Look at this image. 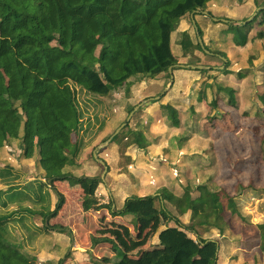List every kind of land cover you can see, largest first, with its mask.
<instances>
[{
    "label": "trees",
    "instance_id": "16d2710c",
    "mask_svg": "<svg viewBox=\"0 0 264 264\" xmlns=\"http://www.w3.org/2000/svg\"><path fill=\"white\" fill-rule=\"evenodd\" d=\"M215 1L0 0V158L12 157L17 150L18 163L13 165L33 163L43 173L32 176L7 165L0 167V264H35L37 243L46 233L43 221L53 212L52 187L66 175L61 154L74 146L79 160L87 148L114 135L111 111L91 95L99 74H104V91L124 98L142 84L141 76L148 85L160 70L166 88L168 69L176 66L165 53L170 26L184 15L191 24L189 15L194 12L202 35L196 18L213 23L209 10ZM260 6L264 2L256 3V8ZM246 21L237 17L226 25L232 30L217 47L205 45L209 55L198 44L205 63H199L195 53L185 55L187 61L181 65L210 70L178 69L197 76L183 102L163 103V97L152 102L164 114L157 121L145 109L132 116L125 128L135 131L137 158L131 167L127 166L131 158H126L122 170L132 207L159 199L162 212L198 243H211L214 231L224 239V232L231 230L239 236L235 240L247 246L246 253L234 252L239 264L247 257L261 264L264 62L255 68L250 64L264 58V9L243 25ZM189 41L186 32L177 37L178 44ZM212 60L223 68L214 69ZM241 133L249 138L244 155L233 145ZM253 141L255 148L250 145ZM107 150H99L98 159ZM219 151L230 169L227 173L221 170ZM152 156L161 160L152 161ZM113 206L112 201L97 205L96 219L86 206L87 226L73 228L80 249L92 248L91 237H106L123 253L118 264L178 262V250L152 242L160 220H141L128 209L120 214ZM116 254L107 243L97 245L88 264H111Z\"/></svg>",
    "mask_w": 264,
    "mask_h": 264
},
{
    "label": "crops",
    "instance_id": "0c3cea01",
    "mask_svg": "<svg viewBox=\"0 0 264 264\" xmlns=\"http://www.w3.org/2000/svg\"><path fill=\"white\" fill-rule=\"evenodd\" d=\"M262 2H264V0H216L215 4H213L209 10L214 24L211 22L209 23L213 26H225L227 30L222 31L220 34L225 36L226 33H229V31L232 30L226 25L233 24L237 17H245L248 19L251 18L253 14L257 16L264 9V7L260 6L256 8V3L261 4ZM195 5L198 6L197 4H194L193 7H195ZM203 16L208 15L203 14ZM197 21L203 32V23L207 22V19L198 17ZM171 55L172 54L170 52L169 56L175 60V58ZM95 97L98 98L97 96ZM109 123L111 128L114 130L111 125V120ZM121 135L117 137L115 142L108 145L106 153L101 154V159L99 160L103 161L106 166V173L104 175H102L103 170H101L99 162L95 161L94 163L91 161V157H93L94 153L97 154L99 152V145L87 148L79 160L75 159L74 146L71 150L65 151L61 154V157L66 161L65 168H67L68 171L65 173V177L54 183V195L52 199L54 206L53 212L43 221L46 233L40 237L37 243L38 250L36 254L33 255L35 264L36 261L39 260L40 256L46 255L47 246H50L51 244H54L56 248L54 253V260L56 261L55 264H88L91 262L89 255L92 252V249L97 245L106 243L111 245L117 253V257L114 258L111 264H118V262L123 259V253L117 249L112 238L91 237L92 248L88 251H83L75 243L73 234V228L75 225L85 228L88 224V220L85 217L86 206H89V213L94 217V219H96L98 216V212L95 209L96 206L106 205L109 201L114 202L113 209L120 214H122V209L123 211L128 209L132 210L133 214L138 216L141 220H160L161 224L159 226L158 233L152 242L154 244H158V241L156 242V240L158 239L157 237L160 236V232V242L167 245L169 243L171 248L178 250L181 255L184 254L187 246H189V238L185 236L184 230L180 228L173 219L165 215L162 211L155 215L154 210L151 206H149V203H153L152 201L143 204L140 208H136L135 206L132 207L130 204V199L128 198L129 192L127 185L125 184L126 175L122 170V166L127 163L125 162V159L131 158V156H121L119 151ZM112 144H115V147L111 148ZM113 148L114 150H112ZM133 160L134 158L130 160L127 165L128 167L132 166ZM117 179H121L120 181H122V183L119 184L120 188L115 187V184H118ZM111 182L113 184H111ZM157 200L160 202L159 199ZM151 205L153 206V204ZM172 236L177 238L178 242H171L170 239H172ZM211 243L219 242H212L211 240ZM171 244L174 245L171 246ZM207 248L208 247H204V249H200L199 252L207 254L208 251L213 249L212 246H209V249ZM65 251H67V257L62 259V252L64 253ZM72 251L74 252L73 256L71 253ZM201 259L203 258L201 257ZM210 259L211 257L206 258L205 260L209 262ZM39 262L41 263V261ZM195 262L198 263V259H196ZM250 264H253L252 259ZM261 264L264 263L261 261Z\"/></svg>",
    "mask_w": 264,
    "mask_h": 264
},
{
    "label": "rangeland",
    "instance_id": "374dc122",
    "mask_svg": "<svg viewBox=\"0 0 264 264\" xmlns=\"http://www.w3.org/2000/svg\"><path fill=\"white\" fill-rule=\"evenodd\" d=\"M195 7H197L195 5ZM192 13H190L191 15ZM189 15V17H190ZM255 14L252 15V17ZM186 15H184V18L182 19V21L180 20L179 22H174L169 30H170V35L167 37V42H166V46H165V53H167V55H169V53L171 52V56H173L175 58V63L176 66L172 68V74H173V83L172 86L168 89L166 94H169V97L165 94L163 97V103L165 102H183L187 96V94L189 93V85L191 83V80L196 79V74H190L188 71H184V70H178L180 68H178V65L183 64L184 62L187 61V57H185V55L190 54V53H195L199 56V63H205L204 61H207V59H205L203 56L200 55V53L198 52V40H197V36L195 34V29L194 26L191 22H188V20L185 17ZM191 19V18H190ZM196 20H198V17L196 18ZM250 20V18L247 19V21ZM181 22V24H180ZM203 33L204 34H199V37L201 38L203 45L205 47V45H207V47H217L220 39H222V35L221 32L224 30H227L225 26H213L209 23L208 19L207 22L203 23ZM188 33L191 41H189V44L185 43V42H180L179 44L177 43V37L180 34L183 33ZM206 49V47H205ZM169 51V52H168ZM263 63L264 62V58L261 57V59L257 62H253L250 64V66L252 68H255V66L258 63ZM212 65H215L218 67L217 61L216 60H212L210 62ZM154 64H156L155 62H153V66ZM151 66V65H150ZM258 71V70H256ZM259 75H261L262 73H259ZM256 79L257 81H259L260 76L256 75ZM102 78H104V74L101 72L98 76V81L96 82V88L92 91V95L95 97L97 96L98 98H101L107 108L111 111L112 114V119H111V125L114 128V130H118L119 128H121L123 126V124H125L124 127H122L120 129V131L118 132V135H121V142H120V146H119V151L121 153V156H126V155H130L131 159L137 158V153L136 150L133 148V138L135 136V131H132L128 128H125L127 123L131 121L130 120L126 123V120L129 116V114L133 111L134 109V103H141L147 99H153L155 97L156 94H158L159 92H161V90L163 89V87L165 86L166 83V79H165V74L162 70H160L158 73H156V75H154V78L151 79V81L148 82V85H145V79L142 78V76L140 77L142 79V84L139 85L138 87H136L135 90L132 91V96L128 97V98H124L121 95L117 94L115 91H104L103 87V83L101 82ZM169 85V84H168ZM167 85V86H168ZM166 86V87H167ZM165 89V88H164ZM163 89V90H164ZM162 90V92H163ZM161 92V93H162ZM169 92V93H168ZM152 102H157V101H151L149 103H145L144 105L141 106L140 109H145L146 113H148L150 116H152L156 121L160 120L161 118H163L162 116L164 115L162 112V109L158 106V104H151ZM202 111L205 113L206 112V106L205 104H203L202 106ZM137 112V111H136ZM134 124V122H132L131 126ZM135 126H133L132 129H134ZM115 133V132H114ZM240 138L238 140H234V148L241 154H247L248 149H249V138L247 133H241ZM110 145V144H109ZM252 146V148H255L256 144H250ZM115 147V144L111 145V148ZM71 150V149H70ZM114 150V148L112 149ZM12 152V151H11ZM118 152V151H117ZM219 159H220V167L221 170L223 172H229L230 169H228V164L225 160V158L223 157V152L219 151ZM127 153V154H126ZM10 156L12 157H6L3 156L2 158H0V167H2L3 165H7L10 166L12 168L18 169V170H22L23 172H25L28 175H42V171H38V168L35 164L33 163H22L21 165H13L16 164L17 160H18V152L17 150L12 152L10 154ZM138 157H142V153L139 154ZM14 159V160H13ZM94 159V158H93ZM161 160L160 157H156L154 158L152 156V161H159ZM92 162L96 161L94 159L91 160ZM18 163V162H17ZM95 163V162H94ZM246 167L247 164L244 165L242 167V169L244 168V170L246 171ZM67 168H65L64 172L67 173ZM39 172V173H38ZM115 172V171H114ZM241 174H244V172H241ZM245 175V174H244ZM105 180V177H104ZM121 179H117V183L115 184V187L120 188V185L122 183V181H120ZM111 184H113L111 182ZM53 188V187H52ZM116 188V189H117ZM114 189V190H116ZM117 191V190H116ZM105 195V194H104ZM153 203H149L151 206V208L154 210L155 215L158 214L159 212L162 211L161 208V203L156 199L154 201H152ZM153 204V206L151 205ZM77 221V220H75ZM255 222H257V219L255 220ZM224 239L222 238V235L219 234L217 231L212 232V234L209 236V240L212 242H219V243H198L197 239L195 237H189L188 243L189 246H187L186 251L184 252L183 255H179L178 257V262L176 264H209L210 261H212L213 259V263L212 264H239V261H241V259L239 257H235L234 256V252L237 250H242L243 252H247L246 249V245H244L243 243L240 244L238 241H236L235 239H238L239 236L238 234L232 232L231 230H226L224 232ZM161 236V233H160ZM160 236H158L156 239V242L158 241V243L160 242ZM171 242H178L177 238L172 236V239H170ZM168 243V241H167ZM168 245H170L168 243ZM174 244H171V246H173ZM209 246H212V250L208 251L207 254H203L200 253L199 250L200 249H204V247H208L207 249H209ZM246 246V247H244ZM41 250H42V246H41ZM55 245L51 244L50 246H47V252L46 255L40 256L39 260L36 261V264H55ZM62 250V249H61ZM63 251V250H62ZM253 252V251H251ZM72 256L74 254V252L72 251ZM67 251H65L64 253L62 252V259L66 258L67 256ZM195 257V258H194ZM201 257L204 259H201ZM209 262H207L205 259L206 258H210ZM252 257V256H250ZM198 259V263L195 262V260ZM248 259V260H247ZM246 261L244 263H240V264H250L251 259L252 258H248L247 257ZM250 259V260H249ZM253 260V259H252ZM41 261V263L39 262ZM249 262V263H248ZM64 264V263H62Z\"/></svg>",
    "mask_w": 264,
    "mask_h": 264
},
{
    "label": "water",
    "instance_id": "95a60500",
    "mask_svg": "<svg viewBox=\"0 0 264 264\" xmlns=\"http://www.w3.org/2000/svg\"><path fill=\"white\" fill-rule=\"evenodd\" d=\"M203 14L208 15L206 12H204ZM193 16H194V12H192V14L190 15V18H191V22H192V24H193V26H194V29H195V34H196V36H197V40H198V44H199V46H200V49L204 52V54L209 55V54H210L209 51H207V50L205 49V47H204V45H203V42H202L201 38L199 37V32H198V29H197V26H196V23H195V20H194ZM255 16H256V15H254L253 17H251L250 20L244 22L243 25H244L245 23L251 21L253 18H255ZM214 21H218V20H214ZM224 22H225V21H224ZM224 62H225V61H224ZM177 67H178V68H181V69H190V70H210V67H204V66H185V65H178ZM172 68H173V67H170V68L168 69V73L170 74V83H169V85L163 90V92H162L158 97L153 98V99H147V100L141 102L137 107H135V108L133 109V111L129 114V116H128L127 120H126V123H127V122L130 120V118L136 113V111H138V110L141 108L142 105H144L145 103H149V102H151V101H158L162 96H164V95L167 93L168 89L172 86V83H173ZM222 68H223V67H219V68L217 67V68H214V69H222ZM124 126H125V124H123L122 127H124ZM122 127H121V128H122ZM121 128H119L118 130H116L115 133H114V135H113L110 139H108L106 142H104V143H102L101 145H99L98 149H99V150H102V149L107 148L108 145L110 144L112 138H113L114 136L118 135V132L120 131ZM98 149H97V150H98ZM93 157H94V159H95L96 161H98L99 164L104 168V169H103V173H102V175H104V174L106 173V166H105V163H104L103 161H100V160L98 159L96 153H94ZM48 183L50 184V183H51V180H49Z\"/></svg>",
    "mask_w": 264,
    "mask_h": 264
}]
</instances>
